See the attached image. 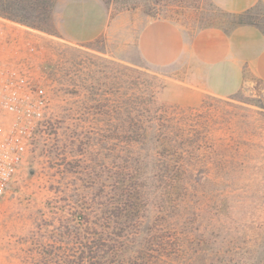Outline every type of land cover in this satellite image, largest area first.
<instances>
[{"label":"rangeland","instance_id":"1","mask_svg":"<svg viewBox=\"0 0 264 264\" xmlns=\"http://www.w3.org/2000/svg\"><path fill=\"white\" fill-rule=\"evenodd\" d=\"M11 6L3 11L10 17L0 15V81L21 91L29 83L43 86L48 113L0 201V264H33L36 244L55 238L63 211L54 206L77 200L73 187L81 193L89 180L83 170L99 169L97 129L88 149L94 159L83 149L87 130L100 124L97 106L117 100L118 90L128 98L134 68L157 76L156 102L163 106L194 109L218 97L205 93L193 103L187 76L200 68L188 41L207 26L230 30L243 22L264 30V5L241 13L223 11L213 0H19ZM229 97L227 126L241 140L238 150L249 154L250 184L264 200V83L247 80L220 98ZM57 238L66 245L65 236ZM249 249L256 260L264 235Z\"/></svg>","mask_w":264,"mask_h":264},{"label":"trees","instance_id":"2","mask_svg":"<svg viewBox=\"0 0 264 264\" xmlns=\"http://www.w3.org/2000/svg\"><path fill=\"white\" fill-rule=\"evenodd\" d=\"M9 1L0 0L3 11L19 0ZM130 70L128 98L118 90L98 105L100 124L84 135L93 160L97 129L99 169L83 170L77 200L54 206L63 211L55 238L36 244L33 264H264V252L250 259L264 235V200L227 126L223 106L233 98L169 108L156 102L157 76Z\"/></svg>","mask_w":264,"mask_h":264},{"label":"crops","instance_id":"3","mask_svg":"<svg viewBox=\"0 0 264 264\" xmlns=\"http://www.w3.org/2000/svg\"><path fill=\"white\" fill-rule=\"evenodd\" d=\"M229 13H241L264 0H213ZM189 56L199 71L187 76L196 103L203 94L226 97L239 91L247 80L264 83V30L240 24L225 30L217 26L198 29L188 41Z\"/></svg>","mask_w":264,"mask_h":264},{"label":"built area","instance_id":"4","mask_svg":"<svg viewBox=\"0 0 264 264\" xmlns=\"http://www.w3.org/2000/svg\"><path fill=\"white\" fill-rule=\"evenodd\" d=\"M43 86L29 83L24 91L0 81V201L19 171L23 158L47 117Z\"/></svg>","mask_w":264,"mask_h":264}]
</instances>
